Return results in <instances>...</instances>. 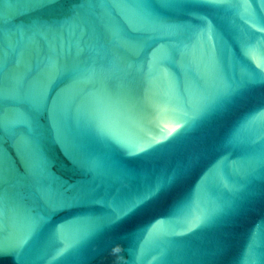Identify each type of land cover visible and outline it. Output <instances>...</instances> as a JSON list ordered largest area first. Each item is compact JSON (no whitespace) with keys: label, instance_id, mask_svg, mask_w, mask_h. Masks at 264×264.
<instances>
[{"label":"water","instance_id":"1","mask_svg":"<svg viewBox=\"0 0 264 264\" xmlns=\"http://www.w3.org/2000/svg\"><path fill=\"white\" fill-rule=\"evenodd\" d=\"M0 264H264V0H0Z\"/></svg>","mask_w":264,"mask_h":264}]
</instances>
